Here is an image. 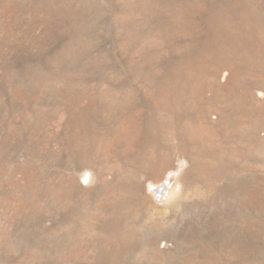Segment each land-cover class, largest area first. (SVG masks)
<instances>
[{
    "label": "rangeland",
    "instance_id": "1",
    "mask_svg": "<svg viewBox=\"0 0 264 264\" xmlns=\"http://www.w3.org/2000/svg\"><path fill=\"white\" fill-rule=\"evenodd\" d=\"M0 264H264V0H0Z\"/></svg>",
    "mask_w": 264,
    "mask_h": 264
},
{
    "label": "bare ground",
    "instance_id": "2",
    "mask_svg": "<svg viewBox=\"0 0 264 264\" xmlns=\"http://www.w3.org/2000/svg\"><path fill=\"white\" fill-rule=\"evenodd\" d=\"M168 182V185H172L174 186L177 182V180L172 176V177H164L162 178V180H160L159 182H157V184H152V193L153 194H156L158 192H162V194L168 190L170 188V186H167L165 185V183ZM175 194V190L173 189V187H171L169 190H168V196L169 197H173Z\"/></svg>",
    "mask_w": 264,
    "mask_h": 264
}]
</instances>
